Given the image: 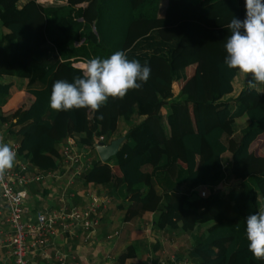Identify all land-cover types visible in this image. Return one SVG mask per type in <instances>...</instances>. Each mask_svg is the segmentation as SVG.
Instances as JSON below:
<instances>
[{
  "label": "trees",
  "instance_id": "obj_1",
  "mask_svg": "<svg viewBox=\"0 0 264 264\" xmlns=\"http://www.w3.org/2000/svg\"><path fill=\"white\" fill-rule=\"evenodd\" d=\"M17 1L0 0L6 30L0 33V77L26 83L7 100L12 83H0V123L8 122L20 158L40 171L52 169L65 138L89 146L99 135L110 141L121 119L129 126L116 154L103 163L93 157L82 182L105 187L114 200L116 191L129 196L128 203L117 200L124 222L157 211L158 230L182 235L197 229L177 259L185 254L191 264H264L248 251L245 232V217L264 206V155L250 148L264 139V84L249 88L245 76L238 93L221 100L238 72L224 64L227 25L244 18V0H26L20 7ZM116 51L150 67L139 89L109 97L96 112L49 106L56 80L82 75L73 63ZM242 115L246 123L236 129L234 119ZM222 178L236 184L224 194L212 191ZM202 185L211 191L192 193ZM134 255L130 244L113 264Z\"/></svg>",
  "mask_w": 264,
  "mask_h": 264
},
{
  "label": "built area",
  "instance_id": "obj_2",
  "mask_svg": "<svg viewBox=\"0 0 264 264\" xmlns=\"http://www.w3.org/2000/svg\"><path fill=\"white\" fill-rule=\"evenodd\" d=\"M8 128V122L0 123V142L7 143L16 152V160L13 168L0 177V222L6 229H0V237L9 248L12 264H37L30 257L37 248L43 251L45 258L53 260L50 264H69L71 261L65 252L53 250L49 253L47 250L53 247L56 234L74 236L81 232L85 240L95 235L103 212L111 203V196L83 183L81 175L90 167L93 158L90 152L95 151L94 145L109 141L99 135L89 146L78 144L74 137H67L59 144L55 167L40 171L20 158L19 145L8 136ZM32 183L44 188L48 186L49 202L30 210L28 204L36 201L28 190ZM111 237L106 236L107 239ZM146 264L190 263L167 253L154 261L148 259Z\"/></svg>",
  "mask_w": 264,
  "mask_h": 264
},
{
  "label": "clouds",
  "instance_id": "obj_3",
  "mask_svg": "<svg viewBox=\"0 0 264 264\" xmlns=\"http://www.w3.org/2000/svg\"><path fill=\"white\" fill-rule=\"evenodd\" d=\"M244 7V18H233L227 25L230 35L224 44L227 53L224 64L250 75L248 86L256 88L264 84V0H244ZM81 72L72 82L53 83L49 98L53 110L88 108L96 112L109 97L122 99L129 90L139 89L148 81L151 69L146 62L142 65L129 59L124 51H116L105 59L85 60ZM15 160L16 152L0 142V177L13 168ZM245 221L248 251L256 260H264V206L247 215Z\"/></svg>",
  "mask_w": 264,
  "mask_h": 264
},
{
  "label": "crops",
  "instance_id": "obj_4",
  "mask_svg": "<svg viewBox=\"0 0 264 264\" xmlns=\"http://www.w3.org/2000/svg\"><path fill=\"white\" fill-rule=\"evenodd\" d=\"M26 0H18L17 6L20 7ZM44 1V0H42ZM63 0L57 2L61 3ZM6 32L5 29L0 27V33ZM73 63L72 65H74ZM83 62L75 64L78 68H81ZM234 79V78H233ZM18 81L20 89L25 85L26 79H16L9 76H1L0 83L11 82L12 85L8 89V94L11 96L13 89V83ZM233 81V80H232ZM232 84V83H231ZM233 91V86H232ZM231 91V92H232ZM17 92V91H16ZM36 188L35 192H30L36 197L34 204H28L29 209H34L38 205H47L49 198L47 196L48 186L41 187L40 184H33ZM31 186V185H30ZM29 186V187H30ZM51 189V184H49ZM28 187V190H29ZM92 188L98 190V192L105 191V187L100 186H91ZM34 188V187H33ZM45 192V193H44ZM119 192H115L118 195ZM121 203H128L130 201L129 196L126 198H120ZM54 200V199H53ZM123 200V201H122ZM111 199L109 207L103 212V215L100 220L99 227L95 235L89 240H85L81 232L76 233L74 236H65L64 234H56L53 239V247L49 248L47 252H52L53 250H58L65 252L68 255V260L71 261L69 264H113L116 256L128 245L133 244L135 246V255L133 258L126 259L123 264H146L147 260L151 261L156 260L157 257L166 255L168 248H174L175 252L178 254L180 251L174 246L176 242L171 240L167 242L166 235L163 234L166 232L163 230H158L154 227V222L157 218L158 212H146L141 216L136 217L130 221H122L123 210L117 209V203ZM146 220H149V228L143 227L142 225L146 224ZM120 223L124 224V230L117 228V225ZM120 226V225H119ZM207 226V224L199 225ZM141 228V229H140ZM0 229L6 231L5 226L0 222ZM201 230V229H200ZM121 231V232H120ZM195 231L198 233L197 229ZM202 231V230H201ZM112 232L116 233L117 238L111 237L107 239L106 236ZM150 233L151 237L148 236ZM194 231L190 234H187L189 237L193 236ZM146 235V236H144ZM144 236V237H143ZM192 238H189L192 242ZM2 246V245H1ZM4 247V246H3ZM187 247H184L186 249ZM171 251L169 253H173ZM52 254V253H51ZM174 254V253H173ZM178 256V255H177ZM30 257L37 264H50L51 261L43 256V251L41 249H35L30 253ZM0 264H12L10 257L9 248L4 249L0 247Z\"/></svg>",
  "mask_w": 264,
  "mask_h": 264
},
{
  "label": "rangeland",
  "instance_id": "obj_5",
  "mask_svg": "<svg viewBox=\"0 0 264 264\" xmlns=\"http://www.w3.org/2000/svg\"><path fill=\"white\" fill-rule=\"evenodd\" d=\"M35 1L40 2V3L49 4V3H56V2H59L61 0H44V1H42V0H35ZM245 76H246L245 74H242V73H240L238 71L237 74H236V76H235V79L232 81L233 91L230 94L223 96L221 100L228 101V100L232 99L238 93V91L243 87ZM23 88H24V86L22 87V89H20L18 81H16V82L13 83L12 90L13 89H17L16 91H21V90H23ZM178 90H179V82L178 81H174L171 84V91H172V97L173 98H175L177 96ZM16 91L13 90L12 93H14ZM9 96H10L9 94H8V96H6V100L9 98ZM245 123H246V117L244 115L239 116V117H237V118L234 119V125L236 126L235 127L236 129L242 127ZM128 126H129L128 123H125L123 120L119 119L118 122H117V132L116 133H113V134H110L109 137L111 139H115V138L121 137V135L124 133V131L128 128ZM250 148L252 149V151H254V152L258 153V154L264 155V139H262V138L259 139L258 138L257 140H255L251 144V147ZM90 155L93 156V157H97L95 151H91L90 152ZM221 156L224 157V158H226L225 159V162H224V165H226V162L229 160V157H230L229 156V153L228 152H225ZM109 163H112V159L109 160ZM235 184H236V181H234L233 179H227V178L225 179V178H222L221 181L217 182L213 186V189L210 188L207 185H202V186H199L198 188L196 187L195 188L196 191H195V189L192 190V193H194L195 195H197L199 197H202V195L205 196L207 193H209L211 191L210 189H212V191H217V192H220V193H223L224 194V193H226V191L230 187L234 186ZM121 197H122L121 194L118 193V195L115 198V201L119 200ZM145 223L146 224L145 225L143 224L142 226L149 228V220H146ZM119 225H117V228H120V229H122L121 231H123L124 228H125L124 227V224L120 223ZM199 228L202 231H204V229L206 228V226H201ZM111 233L112 232H109L108 235H111ZM194 233L195 234L193 236H190V237L187 234H182V235L181 234H174V233H170L168 231L164 232L163 234L166 235L165 238H166V240H167L168 243L171 242V240H174L176 242V244L174 246L178 249V251H180V253H182L184 247H188L192 243V242H190L189 238L195 237L198 234L196 231H194ZM113 236H115V235L112 234V237ZM144 236H146V235H144ZM148 236L151 237L150 233L148 234ZM1 237H0V247H2L4 249H7V246H5L6 242L3 241V238H1ZM117 237L118 236H115L113 238H117ZM171 251H174L173 253L175 255H177V253L175 252V249L174 248H168L167 252L169 253ZM181 259L188 260L185 254H183L181 256ZM189 263H190V261H189Z\"/></svg>",
  "mask_w": 264,
  "mask_h": 264
},
{
  "label": "water",
  "instance_id": "obj_6",
  "mask_svg": "<svg viewBox=\"0 0 264 264\" xmlns=\"http://www.w3.org/2000/svg\"><path fill=\"white\" fill-rule=\"evenodd\" d=\"M72 66L77 67L75 64ZM122 141H123V136L115 138V139H111L106 144H102V143L95 144L94 145L95 153L99 161L103 163L107 161L110 157L114 156Z\"/></svg>",
  "mask_w": 264,
  "mask_h": 264
}]
</instances>
